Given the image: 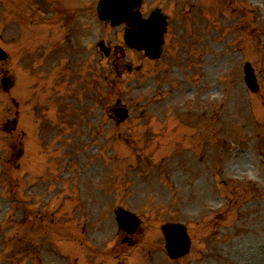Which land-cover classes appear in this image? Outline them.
Returning a JSON list of instances; mask_svg holds the SVG:
<instances>
[{"label":"rangeland","instance_id":"374dc122","mask_svg":"<svg viewBox=\"0 0 264 264\" xmlns=\"http://www.w3.org/2000/svg\"><path fill=\"white\" fill-rule=\"evenodd\" d=\"M89 1L0 0L9 54L0 60V264H68L77 255L72 264H264V3L144 0V12L170 11L167 47L153 62L126 47L123 25L76 11ZM32 5L47 10L37 16ZM78 28L91 48L79 63L70 39ZM101 38L109 57L98 53ZM246 60L257 92L244 81ZM125 62L133 72L119 78L113 66ZM169 63L174 74L149 80ZM3 71L13 78L8 91ZM178 81L184 87L169 94ZM118 99L131 111L121 123L109 114ZM47 153L54 172L32 183L49 169ZM197 160L218 169L219 182L234 180L235 193L212 183L227 205L213 191L198 194ZM118 206L143 219L130 233L115 219ZM166 221L189 228L181 260L168 258Z\"/></svg>","mask_w":264,"mask_h":264},{"label":"water","instance_id":"95a60500","mask_svg":"<svg viewBox=\"0 0 264 264\" xmlns=\"http://www.w3.org/2000/svg\"><path fill=\"white\" fill-rule=\"evenodd\" d=\"M100 10L101 13L105 11L106 9H109L108 12L110 13V17L114 19V21H118L120 18L118 16H122V14L125 16L124 20H126L127 23L132 25V28L127 29L126 31V40L129 45L137 47V48H145L148 54L150 55H157L160 52L161 44L163 42L162 34L165 30V19L164 16L161 15L158 11L153 12L152 16L149 19L146 20H139L140 13L139 12H131V7H137L140 5L141 0H129L130 3H125L126 0H102ZM110 8L114 9L113 11H110ZM107 13V12H106ZM133 16H131V14ZM108 14V13H107ZM119 18V19H118ZM157 18L160 20L157 25L152 24L151 22L154 21L156 23ZM159 31V35H156V32ZM156 46V49H155ZM4 53L0 50V57H3ZM248 71V82L251 83L254 81V75L251 66H247ZM5 86L6 81H4ZM126 217L132 216L130 213H125ZM133 217V216H132ZM135 222L138 223V220L135 219ZM135 223V224H136ZM129 229H132L129 228ZM179 226L175 225H166L165 231L168 233L169 237V250H171L172 246L175 244L177 240L181 238V236L178 238L179 234ZM183 237V243L184 248H186V243H188L187 238L182 234Z\"/></svg>","mask_w":264,"mask_h":264},{"label":"bare ground","instance_id":"6f19581e","mask_svg":"<svg viewBox=\"0 0 264 264\" xmlns=\"http://www.w3.org/2000/svg\"><path fill=\"white\" fill-rule=\"evenodd\" d=\"M131 12L133 13V10H131ZM130 14H131V13H130ZM131 16H133V14H131ZM118 17L120 18V19L118 18V19H119V20H118L119 22H120V20H122V21H126V20H124V19H125V18H124L125 16H124L123 14H122L121 17H120V16H118ZM138 21H139V19H138ZM159 21H160V20L157 18L156 23H154V21L151 22V23L157 25V24L159 23ZM156 35H157V36L159 35V31L156 32ZM155 49H156V46H155Z\"/></svg>","mask_w":264,"mask_h":264}]
</instances>
